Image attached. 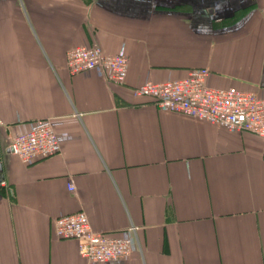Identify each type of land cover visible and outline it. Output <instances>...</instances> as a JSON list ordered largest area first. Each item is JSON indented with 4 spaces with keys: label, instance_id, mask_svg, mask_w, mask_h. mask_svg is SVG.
I'll return each mask as SVG.
<instances>
[{
    "label": "crops",
    "instance_id": "obj_1",
    "mask_svg": "<svg viewBox=\"0 0 264 264\" xmlns=\"http://www.w3.org/2000/svg\"><path fill=\"white\" fill-rule=\"evenodd\" d=\"M92 44L127 56L123 84L69 72ZM197 67L264 97V0H0V264H264V139L132 91ZM47 117L71 138L25 165L10 138ZM78 210L140 249L86 260L53 233Z\"/></svg>",
    "mask_w": 264,
    "mask_h": 264
},
{
    "label": "built area",
    "instance_id": "obj_2",
    "mask_svg": "<svg viewBox=\"0 0 264 264\" xmlns=\"http://www.w3.org/2000/svg\"><path fill=\"white\" fill-rule=\"evenodd\" d=\"M70 73L93 69L103 71L108 82H125L128 58L122 53L109 54L96 44L76 45L66 53ZM206 67L188 69L184 76L166 81H145L132 89L137 96L150 97L163 111L180 113L207 121L230 131L249 132L264 139V97L236 87H212L207 84ZM61 117L33 120L14 134L8 150L25 165L58 153L71 135L60 132ZM73 190V185H68ZM59 239H75L79 254L88 261L105 262L126 258L139 250L132 228L111 236L93 230L83 210L59 215L53 223Z\"/></svg>",
    "mask_w": 264,
    "mask_h": 264
}]
</instances>
